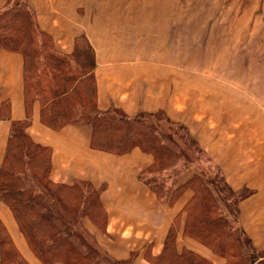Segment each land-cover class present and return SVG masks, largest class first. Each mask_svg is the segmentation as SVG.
I'll use <instances>...</instances> for the list:
<instances>
[{
    "label": "trees",
    "instance_id": "1",
    "mask_svg": "<svg viewBox=\"0 0 264 264\" xmlns=\"http://www.w3.org/2000/svg\"><path fill=\"white\" fill-rule=\"evenodd\" d=\"M23 6L25 9L0 10V49L19 53L23 58L25 110L24 119L11 122L0 164V200L11 210L28 248L38 260L42 264H120L112 262L78 226L83 214L106 223L100 205L101 191L84 181L56 184L49 179L52 150L35 143L26 132L35 102L39 104L40 123L52 130L58 131L65 125H89L92 128L90 145L94 149L120 155L138 146L152 154L153 164L143 171L152 178L141 181L160 201L171 205L184 189L193 191L184 208L183 234L226 257L227 264H252L261 252L253 248L249 238L237 231L217 207L215 197L223 201V192L229 199L235 195L225 182L222 184L224 179L216 175L211 181L195 177L199 180L197 192L192 177L179 183L178 171L166 179L163 171L174 165L167 166L168 163L180 158L191 162L190 151L184 145L179 148L174 140L177 133L173 122H163L165 126L159 118L152 120L161 117L159 114L130 118L118 109L100 112L94 99L93 48L78 37L72 52L57 50L52 37L37 26L33 12L25 3ZM0 119H10L7 101L0 102ZM187 138L197 145L192 137L187 135ZM110 139L114 143H109ZM196 195L199 199L194 203ZM175 238V228L171 227L163 251L154 263L210 264L191 252L176 254ZM0 264H27L1 221Z\"/></svg>",
    "mask_w": 264,
    "mask_h": 264
},
{
    "label": "rangeland",
    "instance_id": "2",
    "mask_svg": "<svg viewBox=\"0 0 264 264\" xmlns=\"http://www.w3.org/2000/svg\"><path fill=\"white\" fill-rule=\"evenodd\" d=\"M236 1L233 0L232 4L226 5L222 0H97L99 13L96 14L97 19L100 17L98 21L100 28H92L87 37L79 35L74 40L81 37L91 47H96L104 68L114 70L105 72L114 77L111 83L113 91L109 93V98H116L120 93V99L130 96V100L132 97L137 99L143 92L152 93V97L163 95L164 99L160 103L163 104L165 100L166 107L173 109L174 118L164 107L155 112L145 108L144 103L139 107L140 98L133 106V111L140 108L148 110L137 115L126 113L118 102L115 104L119 107L115 104L107 107L110 99L103 94L100 96V107L97 104L99 94L96 89L99 79L94 71V99L100 112L118 109L130 118L159 114L161 117L152 120L159 118L160 124L163 125H165L163 122H173L178 138L174 140L179 148L184 145L190 151L191 162L183 158L170 162L167 166L174 164L171 167L175 169L170 167L164 170L163 176L167 179L171 173L178 171L176 178L180 175L188 179L192 177L195 192L199 190V180L195 177L211 181L216 175L218 179H224L222 184L225 182L229 186L223 167L214 156L221 160L220 155L224 153L229 157V161L237 166L239 164L237 159L247 155L248 144L252 143L256 148L264 149V109L258 107L260 101L264 102V11L255 16V23L250 27L248 20L252 15L254 0H247L248 8H244V13L235 12ZM24 3L29 8L27 0H8L1 11L12 7L25 9ZM78 14L79 16H74V22L82 27L84 23L81 11ZM58 36L61 37L60 34ZM144 66L147 69L143 68ZM142 69L145 75L142 74ZM166 73L171 75L164 76ZM172 75L174 76L171 77ZM172 94L173 106L169 102ZM152 97L147 100H153ZM186 109L187 113L182 114ZM256 118L263 120V123ZM73 126L85 131L91 141L92 128L89 125ZM186 134L192 137L197 145L192 144ZM30 138L33 140L31 136ZM249 138L253 141L249 142L247 140ZM108 141L114 143L111 139ZM134 148L139 147L135 146L120 155L129 153ZM51 168L52 163L49 179ZM147 168L139 173L140 181L143 178H152L150 173H143ZM84 182L87 185L91 184L87 180ZM229 188L235 195L229 199L223 192V201L215 197L217 207L221 210L220 214L227 218L237 231L249 238L240 222V207L245 199L255 194L254 188L247 185L238 190L230 186ZM236 198L239 199L235 202ZM198 199V195L194 196V203ZM100 205L107 219V212L101 203ZM105 222L107 225V220ZM105 224L102 219L89 214H83L78 220L80 229L103 251L104 249L97 243V231L105 233ZM249 241L256 249L250 238ZM133 247L138 245L135 244ZM29 251L37 257L33 251L30 249ZM258 251L261 253H257L252 264L264 258V251ZM22 254L26 258L27 253L24 251ZM22 254L20 257L28 264ZM154 259L150 258L151 262L156 264L153 262ZM112 262L127 264L130 258L114 259Z\"/></svg>",
    "mask_w": 264,
    "mask_h": 264
},
{
    "label": "crops",
    "instance_id": "3",
    "mask_svg": "<svg viewBox=\"0 0 264 264\" xmlns=\"http://www.w3.org/2000/svg\"><path fill=\"white\" fill-rule=\"evenodd\" d=\"M7 2L8 0H0V10ZM232 2L233 0H222V3L226 5ZM27 4L34 12L37 26L51 35L55 48L64 53L72 52L77 36L87 37L92 28H100L98 22L100 17L97 19L96 14V12L99 13L97 0H40V6H38V0H27ZM234 6L237 7L235 12L244 13V8H248V1L237 0ZM79 11L83 17L82 27L74 22V16H79ZM263 11L264 0H254L252 15L248 20L250 27L255 23V16L257 17ZM85 25H88L87 28L84 27ZM81 30L84 32H80ZM59 34L61 37L58 36ZM92 47L96 62L94 71L99 79L96 88L99 94L97 104L100 106V96L103 94L109 98V93L113 91L111 83L114 77L105 72L114 70L104 68L96 47ZM143 68L147 69L145 66ZM22 69L21 54L0 49V102L9 103L10 116L9 120L0 119V164L6 152L11 122L25 118ZM137 70L140 71V69ZM141 72L145 75L143 69ZM166 75L171 74H164ZM133 79H135L134 76ZM120 94L116 98H109L107 107L118 102L126 113L134 115L148 109L155 112L164 107L174 118V111L166 107L165 100L163 104L160 103L164 99L163 95L152 97V93L143 92L137 99L132 97L130 100V96L120 99ZM149 97L153 100H147ZM139 98L138 106L141 107L144 103L145 108L148 109L140 108L133 111V106ZM169 102L172 106L174 105L173 94ZM118 105L116 107H119ZM258 107L264 109V102L260 101ZM32 110L26 132L36 143L51 148L50 179L61 184L87 180L91 182L93 188L101 191L100 201L107 212V225L105 233L97 231V243L113 261L130 258L131 264H153L150 258H156L162 253L168 231L174 227L176 254L191 252L210 264H227L223 256L183 234L186 219L184 208L193 195L189 188L184 189L173 204L168 205L157 199L155 194L138 179L139 173L153 162L152 155L145 154L146 152L139 148H134L124 155L92 149L89 135L81 128L67 125L58 131L51 130L39 121L38 102L34 103ZM184 113H187V109L182 112ZM247 140L253 141L252 138ZM248 146L247 155L237 159L239 163L237 166H234L224 153L220 155L221 160L218 156L214 157L223 167L226 181L231 188L238 190L245 185L254 188L255 194L241 203L240 222L256 249L264 251V149L256 148V145L252 143ZM177 179L179 183H182L188 177L180 175ZM0 221L19 253L22 254L25 251L28 254L26 258L22 254L28 264H42L29 251L11 210L1 200ZM18 237L21 241L19 244L15 239ZM135 244L138 247H133ZM253 264H264V258Z\"/></svg>",
    "mask_w": 264,
    "mask_h": 264
},
{
    "label": "bare ground",
    "instance_id": "4",
    "mask_svg": "<svg viewBox=\"0 0 264 264\" xmlns=\"http://www.w3.org/2000/svg\"><path fill=\"white\" fill-rule=\"evenodd\" d=\"M257 119V118H256ZM258 121H260L261 123H263V120H259V119H257ZM16 239V241H17V243L19 244V242H21L20 240H19V237L18 238H15Z\"/></svg>",
    "mask_w": 264,
    "mask_h": 264
}]
</instances>
